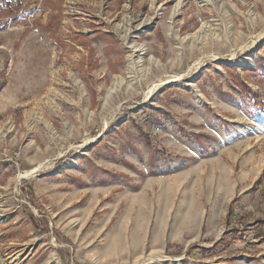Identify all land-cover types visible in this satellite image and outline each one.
<instances>
[{
	"label": "rangeland",
	"instance_id": "rangeland-1",
	"mask_svg": "<svg viewBox=\"0 0 264 264\" xmlns=\"http://www.w3.org/2000/svg\"><path fill=\"white\" fill-rule=\"evenodd\" d=\"M262 33L264 0H0V264H264Z\"/></svg>",
	"mask_w": 264,
	"mask_h": 264
},
{
	"label": "bare ground",
	"instance_id": "bare-ground-1",
	"mask_svg": "<svg viewBox=\"0 0 264 264\" xmlns=\"http://www.w3.org/2000/svg\"><path fill=\"white\" fill-rule=\"evenodd\" d=\"M203 27H206V24H203L202 25V28ZM260 37H261V39H263L264 38V33H262L261 35H260ZM252 40V39H251ZM258 41H260V39L258 38V39H256L255 38V40H252V43L253 44H255V43H257ZM132 48H138V46H136V45H133V47ZM234 50V49H233ZM236 50V49H235ZM234 57V54L232 53L231 55H230V57H229V59H232ZM216 58H218V57H216ZM182 75H178V76H167L164 80H160L159 82H154L153 84H152V86H150L149 88H148V90L146 91V92H144V94H145V98L146 99H148L149 97H150V95L159 87V86H162V85H165V84H168V83H171V82H176L180 77H181ZM105 101V98L103 99V102ZM180 260V259H179ZM178 260V261H179ZM172 263H177L176 261H171ZM178 264V263H177ZM206 264H212V263H206Z\"/></svg>",
	"mask_w": 264,
	"mask_h": 264
},
{
	"label": "crops",
	"instance_id": "crops-1",
	"mask_svg": "<svg viewBox=\"0 0 264 264\" xmlns=\"http://www.w3.org/2000/svg\"><path fill=\"white\" fill-rule=\"evenodd\" d=\"M125 252H126V250H125ZM127 254H129L130 252L128 251V252H126Z\"/></svg>",
	"mask_w": 264,
	"mask_h": 264
}]
</instances>
